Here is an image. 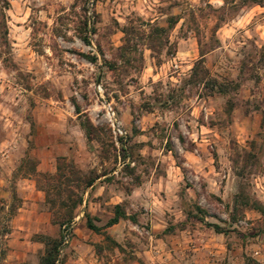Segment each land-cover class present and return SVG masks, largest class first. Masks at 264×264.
I'll use <instances>...</instances> for the list:
<instances>
[{"label":"rangeland","instance_id":"1","mask_svg":"<svg viewBox=\"0 0 264 264\" xmlns=\"http://www.w3.org/2000/svg\"><path fill=\"white\" fill-rule=\"evenodd\" d=\"M263 50L244 0H0V264H264Z\"/></svg>","mask_w":264,"mask_h":264},{"label":"trees","instance_id":"2","mask_svg":"<svg viewBox=\"0 0 264 264\" xmlns=\"http://www.w3.org/2000/svg\"><path fill=\"white\" fill-rule=\"evenodd\" d=\"M245 2H251L255 5H259L264 7V0H244ZM174 19H170V24L169 27L171 28L172 25H174ZM156 31H160V32H164V29H157ZM84 42L88 43V39L87 38H83ZM88 59H90L91 62H96V58L95 57H88ZM260 60L262 62L263 68H264V50L260 55ZM191 78L194 81H199L201 83L204 84V87L210 91V93L212 94H228L230 89L228 88V86L217 82L216 80L209 78V73L208 70L206 69V67L204 66V58H203V54H201V58L199 61H197L192 69V75ZM236 87V86H234ZM236 89V88H234ZM231 103L229 106V110L231 111ZM79 113V112H78ZM82 128L85 129V131H91L93 130V126L90 123V121H86L84 124H81ZM261 127L262 129H264V108L262 111V121H261ZM71 167V173L77 175V182L78 188H81V186L87 187L89 185L92 184L93 179H87V178H83L78 174V171L76 169H74L73 164H70ZM81 201V199H80ZM254 207L259 210L260 212H264V208L263 206H261L260 204H253ZM115 211H114V217L111 218L106 227H110L113 225H116L121 219L126 218V214L122 209L121 205H117L115 206ZM70 220L72 219L71 217L69 218ZM64 223L62 224V226H64ZM87 226L90 230L92 231H100V228H98L97 226H95V224L92 221V218L87 215ZM210 227H213L215 231H219V228L217 226L211 225L209 224ZM65 238V234L64 231L61 235V237L59 239H47L44 241L45 246H46V252L45 255L43 256V258L41 259V263L40 264H57L58 262V257H59V248L61 247V245L63 244V242ZM59 264H62V262L60 261Z\"/></svg>","mask_w":264,"mask_h":264}]
</instances>
